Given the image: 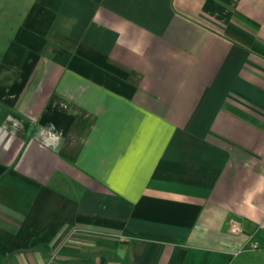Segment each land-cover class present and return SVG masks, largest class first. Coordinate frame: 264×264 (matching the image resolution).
I'll return each instance as SVG.
<instances>
[{
    "label": "crops",
    "instance_id": "crops-1",
    "mask_svg": "<svg viewBox=\"0 0 264 264\" xmlns=\"http://www.w3.org/2000/svg\"><path fill=\"white\" fill-rule=\"evenodd\" d=\"M0 264H264V0H0Z\"/></svg>",
    "mask_w": 264,
    "mask_h": 264
},
{
    "label": "built area",
    "instance_id": "built-area-1",
    "mask_svg": "<svg viewBox=\"0 0 264 264\" xmlns=\"http://www.w3.org/2000/svg\"><path fill=\"white\" fill-rule=\"evenodd\" d=\"M232 230L233 232H241V227L238 223L232 222ZM254 248H258V244H255Z\"/></svg>",
    "mask_w": 264,
    "mask_h": 264
},
{
    "label": "rangeland",
    "instance_id": "rangeland-1",
    "mask_svg": "<svg viewBox=\"0 0 264 264\" xmlns=\"http://www.w3.org/2000/svg\"><path fill=\"white\" fill-rule=\"evenodd\" d=\"M1 1H3V0H1ZM229 17L228 18H230L231 17V14L230 15H228Z\"/></svg>",
    "mask_w": 264,
    "mask_h": 264
}]
</instances>
